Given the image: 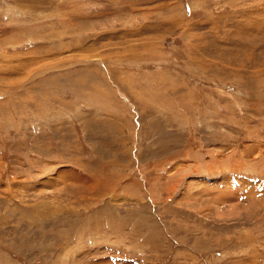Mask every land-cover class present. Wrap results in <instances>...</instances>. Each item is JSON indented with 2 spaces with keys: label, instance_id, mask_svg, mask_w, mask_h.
<instances>
[{
  "label": "rangeland",
  "instance_id": "rangeland-1",
  "mask_svg": "<svg viewBox=\"0 0 264 264\" xmlns=\"http://www.w3.org/2000/svg\"><path fill=\"white\" fill-rule=\"evenodd\" d=\"M0 264H264V0H0Z\"/></svg>",
  "mask_w": 264,
  "mask_h": 264
}]
</instances>
